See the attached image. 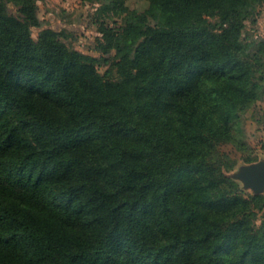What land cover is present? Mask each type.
Wrapping results in <instances>:
<instances>
[{
	"label": "trees",
	"instance_id": "16d2710c",
	"mask_svg": "<svg viewBox=\"0 0 264 264\" xmlns=\"http://www.w3.org/2000/svg\"><path fill=\"white\" fill-rule=\"evenodd\" d=\"M35 1L0 0V264H264V194L227 174L264 96L244 33L264 0H147L100 23L98 56Z\"/></svg>",
	"mask_w": 264,
	"mask_h": 264
},
{
	"label": "rangeland",
	"instance_id": "374dc122",
	"mask_svg": "<svg viewBox=\"0 0 264 264\" xmlns=\"http://www.w3.org/2000/svg\"><path fill=\"white\" fill-rule=\"evenodd\" d=\"M35 3L38 17L62 36L66 44L95 56L99 55L95 46L96 38L100 36L97 30L100 23L116 27L122 23L126 14L141 12L147 7V0H36ZM244 24V33L254 38L264 36V2L256 5ZM38 31L39 27L32 26L31 37L36 38ZM98 69L102 73L104 67L99 66ZM240 119L249 148L246 154L235 155V164L227 174L245 194L254 195L250 189L243 188L242 182L231 174L242 164L264 159V96L242 112ZM259 194H264V191ZM261 220H264V207L257 212L256 223L259 224Z\"/></svg>",
	"mask_w": 264,
	"mask_h": 264
},
{
	"label": "water",
	"instance_id": "95a60500",
	"mask_svg": "<svg viewBox=\"0 0 264 264\" xmlns=\"http://www.w3.org/2000/svg\"><path fill=\"white\" fill-rule=\"evenodd\" d=\"M231 176L242 182L243 188L250 189L254 194L264 191V159L242 164Z\"/></svg>",
	"mask_w": 264,
	"mask_h": 264
}]
</instances>
